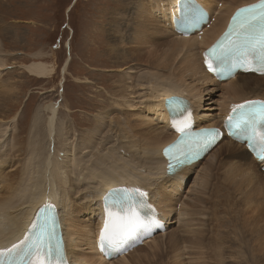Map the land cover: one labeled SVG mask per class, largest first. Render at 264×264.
Masks as SVG:
<instances>
[{"label": "bare ground", "instance_id": "1", "mask_svg": "<svg viewBox=\"0 0 264 264\" xmlns=\"http://www.w3.org/2000/svg\"><path fill=\"white\" fill-rule=\"evenodd\" d=\"M198 1L212 12L208 25L182 36L174 30L171 17L178 0H123L125 7L114 12V19L106 25L109 30L100 31L110 46L99 51L111 58L118 56L120 41L118 45L129 47L118 57V65L125 67L112 74L118 75L115 85L96 81L106 88L109 97L99 102L94 121L75 124L72 116L68 120L59 117L58 107L52 105L50 116L44 120L42 110L36 107L21 137L18 132L11 134L17 127L15 121L1 120L0 146L12 155L20 154L19 169H24L25 175L3 176L1 170L8 159L0 158V181L7 180L0 182V248L18 243L36 211L43 205H53L61 224L66 264H160L166 253L162 248L151 249L163 239L175 260L173 264L182 261L179 249L184 242L197 246L193 251L210 249L213 264H224L225 259L232 258L239 264H264V172L255 167L258 162L244 144L222 133L224 139L206 155L200 153L177 173H168L164 146L178 132L163 112L167 98L184 97V109L194 114V127L207 128L222 125L234 105L264 100V74L238 72L231 79L217 82L202 65V50L226 29L232 12L256 0ZM11 34L13 39L19 37L16 27ZM2 35L4 38L6 34L0 33V71L8 68L11 56ZM21 65L30 75L39 77L53 72L51 65L40 60ZM118 65L110 66L117 69ZM1 80L0 73V88L4 87L0 100L11 107L5 95L15 89L14 84L10 87L8 82L5 87ZM80 125L84 130L78 129ZM222 145L226 149L219 154ZM118 186L146 192L151 211H144L150 216L156 212L157 221L168 227L164 234L158 232V224L150 223L147 230L153 238L146 246H136L127 256L107 260L99 249L107 219L103 197ZM229 204L247 213L244 235H238L228 220H216V212ZM171 217L176 218L177 226L170 224ZM179 229L188 235H180V230L177 236ZM253 237L261 243L249 250L246 238H251L249 241ZM242 252L250 257L235 256ZM227 264L236 263L230 260Z\"/></svg>", "mask_w": 264, "mask_h": 264}, {"label": "rangeland", "instance_id": "2", "mask_svg": "<svg viewBox=\"0 0 264 264\" xmlns=\"http://www.w3.org/2000/svg\"><path fill=\"white\" fill-rule=\"evenodd\" d=\"M123 7H125L123 0H0V19L4 21L2 22L3 25L0 21V33L6 34L4 38L2 35L4 46L5 49L11 51L8 68L0 71L1 81L6 84H4L5 87L9 82L10 87L13 83L12 86L15 88L12 90L13 92L10 91L11 93L5 95V98L10 100L11 107H8L7 102L0 100V122L2 119L16 122L17 127L13 132L11 131V134L18 132L19 136L24 137L31 118L30 114L34 112L36 107L42 110L45 116L44 120H47L51 114V105L58 107L59 117L68 120L72 116L75 124H83L80 122L86 120H95V115L99 110V102L109 97L106 88L100 86L96 81L101 79L108 85H115L118 75L112 74L114 72L120 73V70H123L120 68L125 67L118 65L120 63L118 57L122 55L124 49L129 48L128 46H120L121 42L119 41L117 48L121 47L119 49L120 55H114L111 58L101 54L100 51L107 48L108 45L110 46V43L104 41L100 31L104 28L109 30L106 25L111 19H114L112 14ZM165 10L168 9L165 8ZM15 27L16 33L19 34L17 39H13V34L10 35V30ZM32 59L48 63L53 68V72L47 77H39L37 74L30 75L21 64ZM113 64L118 65L117 69H112L114 67L110 65ZM2 88L4 87L2 86ZM96 92H100L101 95ZM16 96H18L17 100ZM139 111L140 109L137 113H140ZM214 112L216 113L217 110ZM43 125H41L42 130ZM84 128L83 125L78 126V129L84 130ZM55 144L58 142L55 141ZM225 145L221 146L219 154H222V151L226 149ZM3 157L8 159L6 167L1 170L3 176L25 175L24 169H19L20 154L12 155L0 146V158ZM262 166L264 164L258 165L256 168L264 172L261 169ZM4 181L7 180L0 182ZM2 193L3 188L0 187V195ZM177 204L176 208L178 209L180 203ZM220 207H225V205ZM245 212V209L229 204V206L221 209L220 213L216 212V220L219 221L220 218V223L228 220L229 226L235 228L234 231L238 235H244L242 232L243 225L248 220ZM170 224L177 226L176 218L171 217ZM0 227L3 225L0 224ZM180 230H178L177 236H179ZM160 233L165 234V230H161ZM181 233L180 235H188L182 230ZM152 238L153 235L145 237L124 255L127 256L138 246H146V243L150 242ZM184 239L188 240V238ZM246 239L249 250L251 248L256 249L261 243L256 242L255 237L249 241L248 239L251 238ZM165 240L163 239V243H159V245L153 244L155 248L151 250L160 251L162 248L166 254L164 255L165 259L160 264H173L174 259L166 249ZM241 245H244L243 238ZM193 247L197 246L193 245L192 242H184L181 245L179 252L182 261L179 264H213L210 249L202 248L203 250L200 251L197 248L193 251ZM196 252H202V254L198 255ZM239 254L237 253L235 256L243 259V255H246V260L250 257L247 252H242V255ZM230 260L236 264L240 263L239 260L232 258L225 259L224 264Z\"/></svg>", "mask_w": 264, "mask_h": 264}, {"label": "snow or ice", "instance_id": "3", "mask_svg": "<svg viewBox=\"0 0 264 264\" xmlns=\"http://www.w3.org/2000/svg\"><path fill=\"white\" fill-rule=\"evenodd\" d=\"M205 63L209 71L221 77L230 76L237 68L264 73V0L237 10L227 31L205 52ZM176 107L178 109L180 106ZM173 127L181 135L173 145L165 149V155L169 157V174L177 173L215 143L220 135L219 130L214 128L194 132L187 119H174ZM225 127L230 135L237 139H247L254 148L259 142L261 150L257 155L264 159V100H250L234 105L225 121ZM178 145H183V150L174 153L173 149ZM147 195L138 188L109 191L105 197L107 219L99 237L102 251L119 254L128 238L137 230L147 228L150 223H157L144 211H151V205L145 200ZM41 211L54 213L52 206H46ZM38 219L40 222L32 224L23 240L10 248H0V264H66L63 240L56 231L58 217L53 214Z\"/></svg>", "mask_w": 264, "mask_h": 264}]
</instances>
